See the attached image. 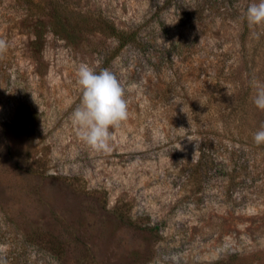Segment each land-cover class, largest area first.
<instances>
[{
	"label": "rangeland",
	"instance_id": "obj_1",
	"mask_svg": "<svg viewBox=\"0 0 264 264\" xmlns=\"http://www.w3.org/2000/svg\"><path fill=\"white\" fill-rule=\"evenodd\" d=\"M248 2L260 0H0V264H264L251 86L264 85V27ZM52 3L139 33L104 68L129 111L108 152L79 138L71 113L79 65L99 73L115 42L71 45L46 27L37 54L36 9ZM21 106L37 114L26 128Z\"/></svg>",
	"mask_w": 264,
	"mask_h": 264
},
{
	"label": "clouds",
	"instance_id": "obj_2",
	"mask_svg": "<svg viewBox=\"0 0 264 264\" xmlns=\"http://www.w3.org/2000/svg\"><path fill=\"white\" fill-rule=\"evenodd\" d=\"M246 19L250 25L264 27V0L248 6ZM8 48L9 42L0 39V57H3ZM77 76L82 96L71 113V121L76 127L77 135L86 145L97 152H108L111 150L112 139L110 129L119 127L129 117L126 89L109 69L97 73L88 64L81 63ZM251 86L256 90L253 101L255 106L264 110V85L253 80ZM253 139L257 145L264 144V125L255 132Z\"/></svg>",
	"mask_w": 264,
	"mask_h": 264
},
{
	"label": "trees",
	"instance_id": "obj_3",
	"mask_svg": "<svg viewBox=\"0 0 264 264\" xmlns=\"http://www.w3.org/2000/svg\"><path fill=\"white\" fill-rule=\"evenodd\" d=\"M248 5H250L249 2ZM36 14H40L47 19V24L38 21L34 27L32 48L37 54L42 50L46 27H49L50 32L54 36L65 40L71 45L78 44L85 37H95L96 35L114 41L115 46L107 50L106 55L103 57L101 69L108 67L124 48L141 45L138 31L119 29L109 19L100 15L93 16L83 12H75L66 6H59L56 3H52L48 7L39 5L36 9ZM36 117L37 114L31 112L28 107L21 106L16 112L15 123L20 126L19 128H26L31 122L36 120ZM60 263L63 264L62 262Z\"/></svg>",
	"mask_w": 264,
	"mask_h": 264
}]
</instances>
